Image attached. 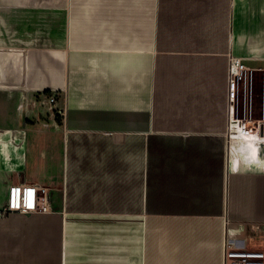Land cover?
I'll use <instances>...</instances> for the list:
<instances>
[{
	"label": "crops",
	"instance_id": "crops-1",
	"mask_svg": "<svg viewBox=\"0 0 264 264\" xmlns=\"http://www.w3.org/2000/svg\"><path fill=\"white\" fill-rule=\"evenodd\" d=\"M14 184L51 213L4 215ZM228 240L264 248V0H0V264H222Z\"/></svg>",
	"mask_w": 264,
	"mask_h": 264
},
{
	"label": "built area",
	"instance_id": "built-area-1",
	"mask_svg": "<svg viewBox=\"0 0 264 264\" xmlns=\"http://www.w3.org/2000/svg\"><path fill=\"white\" fill-rule=\"evenodd\" d=\"M253 82V71L243 62L241 57H231L228 68V99L230 107L236 102L240 89H248ZM55 113L62 115L63 108L58 106L57 92L43 95ZM242 132H251L255 122L251 119L239 123ZM48 188L39 185L14 184L9 188L7 204L2 213L11 215L28 211L50 212ZM222 264H264V248H247L225 242Z\"/></svg>",
	"mask_w": 264,
	"mask_h": 264
}]
</instances>
